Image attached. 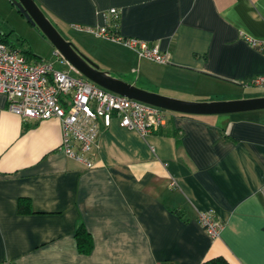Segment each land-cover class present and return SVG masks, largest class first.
<instances>
[{
    "label": "crops",
    "instance_id": "1",
    "mask_svg": "<svg viewBox=\"0 0 264 264\" xmlns=\"http://www.w3.org/2000/svg\"><path fill=\"white\" fill-rule=\"evenodd\" d=\"M34 1L58 31L88 35L104 70L144 90L195 102L264 96L243 85L264 74V52L243 37L264 41V0ZM111 7L120 35L159 45L168 62L77 29L105 24ZM7 104L1 93L0 262L264 264V108H162L166 120L149 134L113 118L84 153L87 166L61 149L56 117L24 121ZM19 197L30 211L17 210ZM203 211L223 224L215 238L198 222ZM81 224L89 252L76 244Z\"/></svg>",
    "mask_w": 264,
    "mask_h": 264
},
{
    "label": "built area",
    "instance_id": "2",
    "mask_svg": "<svg viewBox=\"0 0 264 264\" xmlns=\"http://www.w3.org/2000/svg\"><path fill=\"white\" fill-rule=\"evenodd\" d=\"M105 18L106 23L96 28L76 27L125 45L135 50L138 57L168 62V53L159 45L118 33V9L108 8ZM243 37L264 52V41L248 35ZM53 53L58 61L67 64V70L54 67L51 61H31L22 51L0 40V94L5 95L8 110L20 115L24 121L56 117L61 123L60 147L67 155L91 166V159L85 158L84 153L90 151L101 129L109 127L113 118L120 126L141 134L157 131L164 124L166 117L162 108L98 86L77 72L57 49ZM243 85L264 87V74L249 77ZM198 222L212 238L217 237L223 225L210 211L200 212ZM0 264L15 263L10 259Z\"/></svg>",
    "mask_w": 264,
    "mask_h": 264
},
{
    "label": "water",
    "instance_id": "3",
    "mask_svg": "<svg viewBox=\"0 0 264 264\" xmlns=\"http://www.w3.org/2000/svg\"><path fill=\"white\" fill-rule=\"evenodd\" d=\"M17 9L23 14L26 20L36 26L41 33L48 37L54 49H57L63 58L76 69L84 78L100 85L108 91H112L131 99H137L146 104L180 113L189 114H223L235 113V111L259 110L264 108V96L246 97L234 100H210V101H189L176 97H170L162 93H155L144 90L131 82L121 79L111 71L102 70L99 66L83 55L72 42L61 35L49 17L43 13L34 0H12Z\"/></svg>",
    "mask_w": 264,
    "mask_h": 264
},
{
    "label": "rangeland",
    "instance_id": "4",
    "mask_svg": "<svg viewBox=\"0 0 264 264\" xmlns=\"http://www.w3.org/2000/svg\"><path fill=\"white\" fill-rule=\"evenodd\" d=\"M60 33L65 39L72 42L74 46L89 59L94 61L100 69L104 70L91 55L97 52V47L92 45L90 37L85 34H79L74 29L69 31L60 28ZM0 31L4 33L5 38L9 42H13L19 51H30L29 58L31 60L42 59L51 61L54 67L67 70V64L58 61L53 53L54 46L48 37H45L36 26L31 25L23 14L19 12L17 6L12 0H0ZM97 44V42H96ZM96 51H94V50ZM23 53V52H22ZM75 74L74 72H70ZM246 93L258 94L264 93V89L253 88L247 89Z\"/></svg>",
    "mask_w": 264,
    "mask_h": 264
},
{
    "label": "trees",
    "instance_id": "5",
    "mask_svg": "<svg viewBox=\"0 0 264 264\" xmlns=\"http://www.w3.org/2000/svg\"><path fill=\"white\" fill-rule=\"evenodd\" d=\"M118 24V23H117ZM0 40L8 43L10 46L15 47V44L11 41L9 42L8 39L5 38V35L3 32L0 31ZM23 54L29 59V53L30 51H22ZM17 210L20 211H30L29 209V202L28 199L19 197L18 203H17ZM75 239L76 244L78 246V250L80 252H89L92 247V241L91 236L88 231L84 228V226L81 224L77 226L75 229ZM202 264H229L228 261H226L222 256L214 257L211 259L206 260Z\"/></svg>",
    "mask_w": 264,
    "mask_h": 264
}]
</instances>
